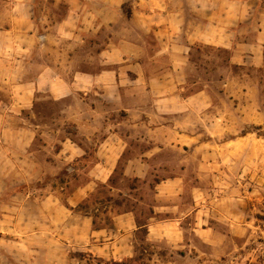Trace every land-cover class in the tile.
I'll return each instance as SVG.
<instances>
[{
  "label": "rangeland",
  "instance_id": "1",
  "mask_svg": "<svg viewBox=\"0 0 264 264\" xmlns=\"http://www.w3.org/2000/svg\"><path fill=\"white\" fill-rule=\"evenodd\" d=\"M211 22L230 42L184 46ZM46 65L123 85L56 97ZM113 132L151 163L95 179ZM159 203L164 237L111 242ZM0 264H264V0H0Z\"/></svg>",
  "mask_w": 264,
  "mask_h": 264
},
{
  "label": "crops",
  "instance_id": "2",
  "mask_svg": "<svg viewBox=\"0 0 264 264\" xmlns=\"http://www.w3.org/2000/svg\"><path fill=\"white\" fill-rule=\"evenodd\" d=\"M203 26L201 29L194 30L191 34H186L184 39V46L187 47L188 42L193 43L195 41H203L207 43H213V44H220L225 43V40H229V28L224 25H219L217 23L211 22L207 25V28H204ZM228 28V31L226 32ZM204 29L212 30L211 33H209L207 30L204 31ZM224 47H229L227 44H224ZM262 48V46L260 45ZM187 48H184L183 53L186 52ZM54 76H58L59 78L61 74L56 70V67L48 66L46 65L44 70L41 71L36 77V83L35 87L37 89H44L53 95H56V97H59L61 94H59V91H61L64 88L68 89H74L78 91H84V90H92L99 94L101 97H103V100L106 99V93L107 90H119L121 85H123L120 82L111 83L110 80V72L109 71H100L98 73L90 72V71H81L73 74L72 79L68 81H63V84H59L54 79ZM45 77H49L47 83L43 82V79ZM116 79V78H115ZM136 79V78H135ZM42 80L41 83L37 82ZM136 86H142V84L135 83ZM134 84V85H135ZM44 85V87H43ZM126 92L131 89V87L127 86ZM144 89L146 91H150L149 85H143ZM164 99H158L154 100V103L162 101ZM186 101V99H185ZM184 101V102H185ZM163 102V101H162ZM93 108V106H92ZM94 116L96 112L94 109L91 112ZM125 138L116 136V133H110V135L106 136L103 140V143H100V146L103 148L101 150V153L104 156V159L101 158L96 161L94 170L97 171L96 174H94V178H99L100 180L104 179V173L108 170H113L115 167L118 166L119 162L121 163V160L123 161V171L125 173H129L132 175H139L138 174V167L141 166L142 168L146 167L148 168L150 165V159L148 158L150 156V150L145 151L143 154H140V157L132 156L128 157L126 159H123V155L125 153V146L118 147V140H121L125 143V140L127 141L128 136H125ZM94 181V180H93ZM179 178L178 177H170L168 179H162L160 178L158 181H155V185L153 186L155 189V195L161 196L164 195V192L166 193H172L174 190V187L177 188ZM167 188H170L167 190ZM165 189V190H164ZM156 207V211L151 213L149 216L146 217L145 223L142 225H137V214H135L134 211L126 210L121 211L120 213H117L115 215V225L117 227V233L115 239L111 240V242L118 243L121 245H124V243H128V236L131 232L136 231L140 227L145 228V239H161L164 237V231L166 229V225L169 223L167 220L171 219H165V218H157V214L164 211L166 208L165 205H162V203H159ZM195 231V228H194ZM122 247V246H121Z\"/></svg>",
  "mask_w": 264,
  "mask_h": 264
}]
</instances>
